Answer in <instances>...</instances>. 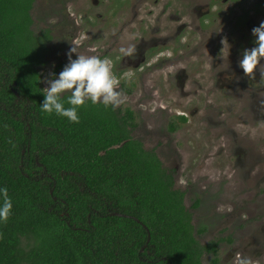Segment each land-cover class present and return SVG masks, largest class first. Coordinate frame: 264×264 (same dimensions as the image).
<instances>
[{"label":"trees","instance_id":"trees-1","mask_svg":"<svg viewBox=\"0 0 264 264\" xmlns=\"http://www.w3.org/2000/svg\"><path fill=\"white\" fill-rule=\"evenodd\" d=\"M34 4L0 0V188L13 204L0 264H203L219 240L196 238L173 170L130 138L120 110L87 101L79 123L41 112L50 36L33 30Z\"/></svg>","mask_w":264,"mask_h":264},{"label":"flooded vegetation","instance_id":"flooded-vegetation-1","mask_svg":"<svg viewBox=\"0 0 264 264\" xmlns=\"http://www.w3.org/2000/svg\"><path fill=\"white\" fill-rule=\"evenodd\" d=\"M56 5L61 10L58 13V22L62 25L59 33L61 41L58 43L64 48L63 52L67 54L70 42L75 40L81 42L77 49L80 54L98 55L111 61L112 69L116 71L114 74L119 79L124 78L123 93L132 94L126 99L125 107L116 108L120 110L117 111L118 116L125 115L128 135L138 141L143 150L159 156V150L167 152V147L173 149L176 165L167 168L173 170L174 186L184 192V202L187 192L182 188V177L208 185L214 182L222 188L232 182V175L226 166L242 167L245 164L242 155L244 159L247 155H256L251 129L257 122H264V78L259 70L255 78L244 76L239 60L245 48L255 46L252 28L264 21V0H57ZM74 5L73 13L69 9ZM49 36L45 41L48 65L40 68L41 75L45 67L50 69L49 65L58 58L56 54L49 53L48 45L52 43L50 30ZM223 40H227L229 46L226 44L224 47ZM129 46L136 49L133 57H125L119 51L121 47ZM72 55L73 59L76 58L75 53ZM261 63L264 67V60ZM64 66L55 65L51 69L54 70L52 74L56 75ZM135 88L138 89L133 91ZM227 102L234 104L232 122L226 120ZM127 111H132V116L126 114ZM161 122L167 123L168 134H174L187 123L198 127L214 123L219 129L214 137L222 141L218 156L238 157L235 162L230 159L220 169L222 171L216 179L215 173L207 171L215 154L213 148L209 149L208 156L197 169L206 172L200 175L188 172V178L185 173L186 158L177 147L179 141L173 138L169 142L168 137L159 136L156 144L146 147L145 141L135 136L142 130L148 134L146 139L150 140L153 138L150 134H155L152 128L156 123L160 126ZM172 124L176 125V129L171 130ZM240 124L251 126L246 132L250 141L242 139L243 134L237 130ZM206 132L210 142L211 132ZM97 133L101 137L99 130ZM201 133L193 131V138L197 139ZM228 134L233 137L230 146L224 142ZM23 151L24 154L26 149ZM260 158L258 156L257 160ZM36 162L41 165L38 157ZM195 202L198 204L194 206V203L192 207L197 209L201 204L199 198ZM188 209L192 211L191 223L196 236L199 231L194 222L195 214ZM208 211L216 213L215 201ZM213 240H219L216 253L206 254L213 256L215 264H223L219 250L226 238L215 237L207 243Z\"/></svg>","mask_w":264,"mask_h":264},{"label":"rangeland","instance_id":"rangeland-1","mask_svg":"<svg viewBox=\"0 0 264 264\" xmlns=\"http://www.w3.org/2000/svg\"><path fill=\"white\" fill-rule=\"evenodd\" d=\"M56 1L57 0H35L32 10L33 30L37 34L44 31V29H49L51 31L52 38L50 40H52V43L48 45L50 48L49 53L58 56V58L49 65L51 68L47 69L45 67L43 71L42 80L44 87L47 86L44 83L46 77L49 79L55 78L50 75L54 71L51 69L55 65L61 66L68 63V56L63 52L64 48L61 47V43H58L61 41L59 33H61L60 28L62 25L61 22H58V13L61 10H59L56 5ZM69 10L74 13L75 5L71 6ZM64 29L65 28H63V30ZM60 71L62 70H59L56 76H58ZM113 72L116 74L115 70H113ZM119 80V90L123 93L122 82L124 78ZM137 89L138 88H135L133 91ZM130 95L132 94H124L126 99ZM126 105L127 102L123 103L122 107ZM227 105L226 120L227 122H232V118L235 115L234 104L227 102ZM177 109L179 110L181 108ZM173 111L175 112L174 108ZM138 121L141 123L142 119L139 118ZM249 128H251L249 124H240L239 129H237L240 134H243L242 139L247 142L250 141V139L246 137L248 136L246 132ZM166 129V122H161L160 126L156 123L155 128H152V130L158 135L157 137L155 134H150L153 138L148 140L146 139L148 134L144 133L142 130L135 133V136L143 139L146 147L156 144L159 136L168 137L169 142H171L173 138L179 141L177 147L186 158L185 173H187V175L188 172L198 173V175L202 172H206L197 171V169L200 168V163L208 156L209 149L213 148L212 150L215 154L209 161L210 164L208 165L209 168L207 171L215 173L214 178L216 179H218V173L222 171L220 169L225 167L227 162H230V159L231 162H235V159L238 157L234 155L233 158H230V155L226 157L225 154L218 156L217 152L222 145V141L219 142L214 137L219 130L214 123L202 124L199 127L194 125L190 126L187 123L180 126L178 131L174 134H168ZM193 131H202V133L196 139L193 138ZM206 131L211 132L210 142L207 138ZM251 131L252 135H254L253 144L256 155H254V157L247 155L248 157L245 159L242 155V161L245 163L242 164V167L235 165L226 166L232 175V182L228 183L227 186L223 185L221 188L214 182L208 185L204 182L200 183L199 181H195L193 178L188 180L187 177H182L183 183H181V185L187 192L185 202L188 208L192 209L195 214L194 222L196 229H204L203 233L199 231L196 234L199 241L207 243L215 237L222 236L226 238L219 250L220 259L224 260L223 264H264V122H257V125H254ZM224 142L229 143L230 146L233 142L232 135L228 134V136L224 138ZM242 144L247 145L245 142H242ZM158 153L164 164H166V167L176 165V161L173 160L174 151L171 147H167V152L162 149L159 150ZM258 156H261L259 160H257ZM254 165L256 166L254 167ZM251 167H253L252 170ZM188 178H190L189 175ZM222 193L223 196H221ZM198 198L201 204L197 209H194L192 205ZM218 198L220 199L217 200ZM213 201H215V207L217 208L216 213H210L208 211ZM212 259L213 256L211 254H205L203 256V264H215Z\"/></svg>","mask_w":264,"mask_h":264},{"label":"clouds","instance_id":"clouds-1","mask_svg":"<svg viewBox=\"0 0 264 264\" xmlns=\"http://www.w3.org/2000/svg\"><path fill=\"white\" fill-rule=\"evenodd\" d=\"M252 35L256 38L255 46L243 50L239 67L248 78H255L258 70L264 78V67H261V61L264 60V21L252 28ZM80 43L71 41L67 52L68 63L58 76L53 73L50 75L55 78L44 79L47 86L43 88L44 98L40 109L42 113L63 116L74 123H79L78 109L85 106L87 101H91L93 105L103 104L105 108L111 106L113 109L126 102V97L119 90L120 80L113 72L111 61L98 55L80 54L77 51ZM222 43L224 47L228 45L227 40ZM119 51L125 57L136 54L134 46L121 47ZM73 53L76 54L74 59ZM64 93H70L66 101L61 98ZM65 103L70 106L65 107ZM0 198V221L7 223L13 208L7 187L0 188ZM2 238L3 234L0 233V239Z\"/></svg>","mask_w":264,"mask_h":264},{"label":"water","instance_id":"water-1","mask_svg":"<svg viewBox=\"0 0 264 264\" xmlns=\"http://www.w3.org/2000/svg\"><path fill=\"white\" fill-rule=\"evenodd\" d=\"M16 95H18V92L15 91ZM24 152V151H23ZM53 193V189L51 190V194ZM113 215H117V216H124V217H132L130 215H127V214H124V213H120V212H113L112 213ZM138 222H140L139 219L135 218ZM150 240V234H149V237H148V241ZM144 249V248H143Z\"/></svg>","mask_w":264,"mask_h":264}]
</instances>
